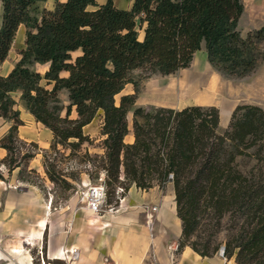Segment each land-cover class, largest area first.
<instances>
[{
  "label": "trees",
  "instance_id": "1",
  "mask_svg": "<svg viewBox=\"0 0 264 264\" xmlns=\"http://www.w3.org/2000/svg\"><path fill=\"white\" fill-rule=\"evenodd\" d=\"M1 1L0 65L19 26L27 27L21 59L7 76L0 75V115L14 120L2 147L10 153L14 131L22 123L13 92L20 91L25 108L53 131L52 147L71 138L77 140L70 142L74 148L89 140L84 126L101 109L107 173L118 180L123 166L125 178L142 189L152 187L155 180L161 188L173 181L182 221L178 248L189 245L201 256H210L212 237L203 243L190 238L206 214L219 225L229 214L224 255L234 257L237 264H264V109L237 105L230 127L219 133L216 106L148 109L136 106L135 93L116 103L127 83L137 85L131 79L134 69L147 68L146 77L176 73L191 64L202 42L210 63L226 75L251 72L259 59L257 45L264 40V25L242 37L238 30L242 0H134L128 10L107 0L94 11L88 6L97 5L96 0H67L53 10L41 8L46 0ZM138 24L144 27L143 39ZM77 49L82 54L73 58ZM35 62L50 67L42 75L29 67ZM62 70L69 76L61 77ZM50 84L52 88L47 87ZM62 89L68 90L70 99L65 117L60 105L51 106L59 102ZM73 107L76 118H70ZM130 110L135 141L126 144ZM239 158L254 160V165L243 169ZM213 246L215 253L219 244Z\"/></svg>",
  "mask_w": 264,
  "mask_h": 264
},
{
  "label": "rangeland",
  "instance_id": "2",
  "mask_svg": "<svg viewBox=\"0 0 264 264\" xmlns=\"http://www.w3.org/2000/svg\"><path fill=\"white\" fill-rule=\"evenodd\" d=\"M248 1L249 3L242 0L244 4V12L238 23V30L244 38L247 37L250 32L259 29L264 25V12L259 15L257 14L258 11L263 8L262 6H264L263 0ZM43 5L41 4V8H45ZM256 7L258 8L255 9ZM45 9L50 10L48 8ZM1 21L2 6H0V26ZM137 29L139 31V38L143 39L145 34L144 27H139L138 24ZM202 43L204 44L205 42ZM203 50L206 51L205 48ZM257 50L259 59L256 67L251 72L242 76L226 75L222 70L217 69L210 63L207 54H205L202 50L198 52L195 62L192 60L188 67L182 68L173 74H152L149 77H146V75L149 74V70L147 68H136L131 73V79L137 83L136 86L132 83L134 93L137 96L136 100L139 99L142 103H147L142 107L148 109H151V107H167L180 110L188 105H200L204 107L216 106L220 110L221 106L230 107L234 104H259L258 106L264 109V40L257 45ZM35 63L29 65V67L32 70L37 71L36 67L32 68ZM200 68L204 69L201 73H208L201 76L202 81L200 83L198 81H196L197 83L195 82V84L199 86V89L193 93L185 92L187 95L184 96L183 100L180 99L181 93L179 88L182 79L187 76L189 77L190 82H192L193 79H191V77L196 76L198 74L197 69ZM41 83L46 84V80L43 79ZM167 84L170 87L173 86V96L172 99H169L168 101L155 96L157 90L160 89L163 91L167 89ZM47 87L49 88V86ZM217 90L219 92H217ZM67 92L68 90L66 89L59 91V102L51 103V106L58 104L63 108L60 111V114L63 117L66 116L67 106L70 104V101H67ZM125 92L126 90L122 91V93ZM120 99L121 94L116 96L118 103H120ZM180 100L185 103L182 105L164 103L172 101L175 103ZM16 106L17 105L15 104L14 109ZM73 110L74 108L72 109L70 118L77 117ZM232 114L233 112L230 114L228 121L223 122L222 124L219 123V133H224L230 127ZM6 119L11 120L14 124L13 119ZM127 120L128 129L129 131L131 130L135 137L134 113H132V115H129L128 113ZM102 126L103 123L100 125V116L97 115L91 126V128H93V134L89 135L84 132L85 135L89 137V140L84 141L79 147L74 148L71 146L70 142L77 141L73 138L65 144L59 143L56 144L55 147H52L54 143L53 139L51 148L42 153L43 156L40 160L41 165L39 170L30 168V161L39 150L38 145L21 140L18 138L17 131H14L16 142L12 144L9 143L12 147L10 153L8 152L9 157L6 156L0 161V183L6 187L11 186L17 190H20L21 188H28L31 189V192L33 191L38 194L42 197L44 209L46 208L50 213L48 216L49 220H58L57 218H59L61 225L66 228L67 232L75 223H82V225H84L85 222H89L90 219L98 218L102 213L114 214V212H119L121 201L128 194L130 186H136V184H130V182L125 178L123 166L121 167L118 180H115L114 177L110 176V174L105 170L107 158L106 148L104 146L105 135L102 134ZM8 134L0 140L1 146L4 142L8 143V140L6 139ZM124 141H126V136ZM125 143L129 144L127 142ZM30 155L33 156L30 157ZM254 162V160L252 161L247 158H239V163L243 169L251 167L254 165ZM14 165L15 167L10 171V166ZM103 175L107 187L106 198L98 212L95 213L93 211H88L87 200L83 194L89 186L99 183L100 178L103 177ZM128 185L129 187L127 188ZM158 186L159 182L158 180H155L153 182V186L148 189L136 187L142 191H150ZM170 187L173 189V196L175 200L174 183L172 180L166 182L162 191L167 194V192L170 191ZM75 210H79L82 213V216L79 219H76V221L74 215ZM58 211L60 212L59 216ZM151 214V211L150 214L147 213L148 222ZM151 218L153 219L154 217L151 216ZM231 220L232 217L227 214L219 225L215 218H211L209 214H206L205 219L203 220L204 222L201 223L200 227L196 230L190 240L203 243V241L212 237V247H214L213 245L219 244V249L217 252L212 253L213 248L211 247V254L208 257L219 254L224 260H230L222 254V247H225L224 242L226 239V233L231 225ZM32 231L33 233L31 232L29 236L37 238L34 245L25 243V236L20 237V239L7 237L4 241L0 242V264H6L10 261L12 264H18L17 261L24 258L27 253L31 254L34 264H69L78 260L79 255H77L76 259L71 260H50L47 258V232H42L40 235L42 239L39 240L37 235L34 234L36 229H32ZM181 239L182 235L179 240H175L168 245V249L170 250L173 258L177 257L180 250H182V248H178ZM20 244H23L26 251L21 255L14 254L12 252V247ZM63 246L64 245L61 247ZM231 259H233V262L237 264L234 257Z\"/></svg>",
  "mask_w": 264,
  "mask_h": 264
},
{
  "label": "crops",
  "instance_id": "3",
  "mask_svg": "<svg viewBox=\"0 0 264 264\" xmlns=\"http://www.w3.org/2000/svg\"><path fill=\"white\" fill-rule=\"evenodd\" d=\"M67 0H46L42 2L45 8L53 10L57 3H64ZM97 5H89L88 10L94 11L100 5H103L107 0H96ZM249 3L248 0H244ZM256 1V0H255ZM0 6L2 1L0 0ZM264 2V0H263ZM115 5L120 9H131L134 0H114ZM264 4V3H263ZM262 6V5H261ZM251 7V5H250ZM263 8L258 11V15L264 12ZM256 7L255 9H257ZM3 10V9H2ZM264 15V13H263ZM252 16V14H251ZM2 22V21H1ZM1 27V26H0ZM26 31L27 28L21 24L18 28L12 48L5 59L0 65V75L7 76L15 67L17 62L21 59L20 53L26 47ZM205 48L206 51L203 49ZM207 54L206 43H202L201 49L195 53L193 62L199 51ZM82 54L81 49L72 52L73 58ZM37 71L44 74L48 71L49 63L36 62L34 67ZM198 74L191 77L185 76L181 83L179 91L181 93L180 99L183 100L187 95L185 92H196L199 86L195 84L202 81L201 76L208 72H203L204 69H197ZM70 74L67 70L60 72L61 77H68ZM197 83V82H196ZM132 83H127L122 91L119 93L121 96L134 93ZM53 84L49 85L52 88ZM168 86V84H167ZM162 87V86H161ZM64 91V90H63ZM173 86H168L167 89L161 91L157 90L155 96L161 99H172ZM216 92V91H215ZM217 92H219L217 90ZM216 92V93H217ZM118 94V95H119ZM13 98L16 101V110L20 112V119L22 121L17 129L18 138L27 142L35 143L38 145L39 150L30 161V168L39 170L40 160L43 152L51 148L54 134L53 131L45 126L42 122L36 120L34 115L29 112L21 99V92H13ZM67 101L69 93L67 92ZM19 103V104H18ZM116 103L118 101L116 100ZM182 105L185 102H164ZM147 103H142L136 100V106H144ZM163 105V104H162ZM237 104L230 107H220V124L229 120L230 114L233 112ZM259 105V104H258ZM165 106V105H164ZM189 106V105H188ZM74 112L75 111V107ZM129 115L134 113L130 110ZM97 115L100 116V125L103 123V110H99ZM96 115V116H97ZM96 118V117H95ZM94 120L84 126V132L92 135L93 128H91ZM13 122L0 115V140L8 134ZM135 140L131 130L126 135V141L132 144ZM8 154L6 148L1 146L0 143V161ZM42 167V166H41ZM175 191V190H174ZM43 200L31 189L21 188L20 190L14 189L9 186L6 187L0 183V242L4 241L7 237H20L25 236L24 241L35 244L37 238L29 236L32 229H36L35 235L41 240L42 232H47V254L50 260H63V252L69 249L79 250L78 260L69 264H233V259L224 260L219 254L212 257L201 256L195 252L190 246L186 245L180 250L179 255L175 258L172 257L168 249L169 243L179 240L182 235V221L177 214L176 200H174L173 189L165 194L162 188L151 189L150 191H142L135 185L130 186L128 194L121 201L119 212L102 213L98 218L90 219L89 222L75 223L70 227L67 232L66 228L61 225L59 218L49 220V212L44 209L42 204ZM152 207H157L152 211ZM147 208V209H146ZM153 214L151 225L147 221V213ZM79 210L74 211L75 221L82 215ZM60 212L58 211V216ZM64 245L63 247H61ZM23 244L14 245L12 252L21 255L26 251ZM71 247V248H67ZM21 252V253H20ZM18 264H34L30 253H27L24 258L17 261ZM6 264H12L8 262ZM235 264V263H234Z\"/></svg>",
  "mask_w": 264,
  "mask_h": 264
},
{
  "label": "built area",
  "instance_id": "4",
  "mask_svg": "<svg viewBox=\"0 0 264 264\" xmlns=\"http://www.w3.org/2000/svg\"><path fill=\"white\" fill-rule=\"evenodd\" d=\"M106 184L105 178H100V182L89 186V188L84 192L83 196L87 200V207L93 212H98L103 204V201L106 198ZM157 207H152V211L156 210ZM151 216H153L151 214ZM173 248V247H172ZM75 253H78L75 249Z\"/></svg>",
  "mask_w": 264,
  "mask_h": 264
},
{
  "label": "bare ground",
  "instance_id": "5",
  "mask_svg": "<svg viewBox=\"0 0 264 264\" xmlns=\"http://www.w3.org/2000/svg\"><path fill=\"white\" fill-rule=\"evenodd\" d=\"M87 210L88 211H91L90 209H88V207H87ZM92 212V211H91ZM149 225H151V223H152V218H151V216L149 217ZM25 243H27V244H30L28 241H25ZM77 250V249H76ZM77 252H78V250H77ZM21 253V252H20ZM16 254V253H15ZM77 255H79V253H75V248L74 249H69V250H65L64 252H63V257H64V259L65 260H71V259H76V257H77Z\"/></svg>",
  "mask_w": 264,
  "mask_h": 264
},
{
  "label": "water",
  "instance_id": "6",
  "mask_svg": "<svg viewBox=\"0 0 264 264\" xmlns=\"http://www.w3.org/2000/svg\"><path fill=\"white\" fill-rule=\"evenodd\" d=\"M224 251H225V247L223 246L222 247V254H224Z\"/></svg>",
  "mask_w": 264,
  "mask_h": 264
}]
</instances>
